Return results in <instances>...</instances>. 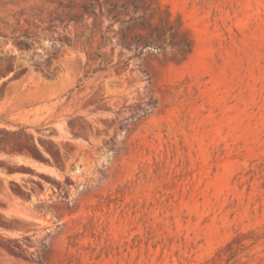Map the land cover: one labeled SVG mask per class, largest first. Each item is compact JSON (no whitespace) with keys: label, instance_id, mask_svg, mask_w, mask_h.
<instances>
[{"label":"rangeland","instance_id":"374dc122","mask_svg":"<svg viewBox=\"0 0 264 264\" xmlns=\"http://www.w3.org/2000/svg\"><path fill=\"white\" fill-rule=\"evenodd\" d=\"M99 1L0 0V264H264V0Z\"/></svg>","mask_w":264,"mask_h":264},{"label":"trees","instance_id":"16d2710c","mask_svg":"<svg viewBox=\"0 0 264 264\" xmlns=\"http://www.w3.org/2000/svg\"><path fill=\"white\" fill-rule=\"evenodd\" d=\"M91 1H94V2H96L97 4H99V2H100L99 0H91ZM139 1H140V0H131V3H132V5H133L134 8L137 7ZM133 40H134L135 42H137V41H138V38H137V37H133ZM104 41H105V35L102 33V34L100 35V41H99L98 46H97L98 49H100V48L104 45ZM146 45H147L146 43H143V44H142V47H141V50H142ZM141 50H140L139 53L135 54V56L140 55V54H141ZM98 57H101V54H98ZM105 69H106L105 67L99 65V66H97V67L94 69V71H96V70H105ZM147 79H148V78H147Z\"/></svg>","mask_w":264,"mask_h":264}]
</instances>
